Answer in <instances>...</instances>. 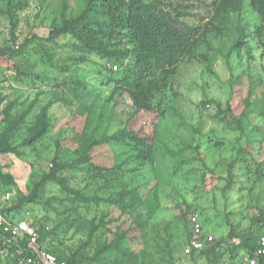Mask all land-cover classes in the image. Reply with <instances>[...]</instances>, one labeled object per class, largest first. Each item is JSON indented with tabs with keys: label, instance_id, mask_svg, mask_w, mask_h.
Listing matches in <instances>:
<instances>
[{
	"label": "rangeland",
	"instance_id": "374dc122",
	"mask_svg": "<svg viewBox=\"0 0 264 264\" xmlns=\"http://www.w3.org/2000/svg\"><path fill=\"white\" fill-rule=\"evenodd\" d=\"M145 1L179 6L200 29L169 73L155 111L137 109L116 82L132 57L74 54L63 37L45 41L53 22L75 17L86 0H0V134L32 104L9 133L12 145L29 136L47 104L51 120L47 136L19 147L20 154L0 150L1 208H12L15 221L41 227L63 257L79 252L86 258L81 264H207L202 252L183 251L193 211L218 239L231 229L264 231L260 13L250 0ZM20 2L26 6L16 12L15 25L7 12ZM103 8L99 4L95 16ZM114 37L115 48L132 46L123 31ZM45 51L53 64L45 63ZM17 69L52 77L62 88L17 76ZM122 127L157 138L155 164L134 170L123 148L104 144L91 151L97 169L55 170V161L78 158L90 137ZM54 172L59 181L50 179ZM110 196L115 203L103 200ZM112 243L120 247H107ZM0 264H7L3 254Z\"/></svg>",
	"mask_w": 264,
	"mask_h": 264
},
{
	"label": "trees",
	"instance_id": "16d2710c",
	"mask_svg": "<svg viewBox=\"0 0 264 264\" xmlns=\"http://www.w3.org/2000/svg\"><path fill=\"white\" fill-rule=\"evenodd\" d=\"M250 1L260 13L264 24V0ZM99 4L104 8L99 12V15L95 16ZM25 6L26 3L20 2L15 6H10L8 9L7 13L15 25L16 21H18L16 12L24 9ZM187 13L181 10L179 6L173 4L169 6L162 1L86 0L83 10L75 17L63 19L61 22L54 21L50 26L48 35L45 37V41L54 42L63 37L74 54H93L108 59H116V61L132 57L133 63L125 67L124 74L121 78H117L116 82L130 94L137 109L155 111L160 110L159 99L162 92L168 87V75L175 66L177 59L184 54L191 40L195 39L200 33L199 27L191 25L185 20V17L190 15ZM120 31H123L124 36H127L132 44L131 47H127L124 50L115 48L114 36L116 32ZM236 47L237 44H234L229 49L227 58ZM46 55L47 58H45ZM43 59H45V63L53 64L52 55L47 52L43 55ZM17 70V76L45 79L55 89L62 88L61 82L56 83L58 80L52 77L43 78L37 74L23 72L21 69ZM66 70H71V66H67ZM70 78L76 85L84 86L83 82L75 78V76L70 75ZM57 100L66 101L65 98L61 97L57 98ZM33 107V104L30 105L12 123V127H8L0 134L1 151L20 154L19 147L33 145L47 136L51 128V120L48 113L50 104L43 106L38 115L37 123L31 128L27 138L17 145H12L9 141L11 135L9 133L17 127L20 121H24ZM15 123L17 124L15 125ZM104 144L123 148L125 150L123 155L126 157L124 162L133 163L134 170H140L144 166L155 164L157 138L155 136L140 135L135 130L122 127L111 133L106 131L101 137L96 139L90 137L78 158L71 162L59 163L55 161L57 167L55 170L57 171L59 168H71L75 171L81 169L93 171L97 169L98 166L91 162V151L94 146ZM49 177L52 180L59 181L56 172ZM38 185L36 184L34 195H36ZM123 194L121 192V197ZM81 198L90 200L85 195H81ZM114 198L112 196L105 199L94 197L92 200L103 199L105 202L115 203L117 198ZM120 199L123 200L124 198ZM10 209L1 208L0 202V211L4 215L10 216V213H8ZM189 218V235L186 245L193 235ZM37 228L41 235L40 240L47 243L48 239L44 230L41 227ZM203 229L205 231L204 223ZM92 234L93 230L91 236ZM262 235H264V231L258 234L255 230L250 229L245 234H237L235 230L231 229L227 237L218 239L215 236L213 242L206 244L198 252H192L189 256L202 252L207 258V264H222L227 260L238 264L242 255H254L259 247L258 242ZM9 237V234L0 231V250L3 248L8 249L7 264H18L19 257L31 251L28 247V236H19L18 240H12V242H8ZM47 245L58 259L65 261L67 264H81L86 260L84 256H80L79 252H76L70 258L63 257L62 252H59L56 247H52L50 243H47ZM107 247L119 248L120 245L112 243ZM0 255L2 254L0 253ZM260 261L263 263L264 257H261Z\"/></svg>",
	"mask_w": 264,
	"mask_h": 264
},
{
	"label": "built area",
	"instance_id": "2783aa9c",
	"mask_svg": "<svg viewBox=\"0 0 264 264\" xmlns=\"http://www.w3.org/2000/svg\"><path fill=\"white\" fill-rule=\"evenodd\" d=\"M189 224L193 235L183 249L185 255L200 251L215 239L213 234L204 231L201 216L197 211L190 214ZM0 231L9 234L8 242L18 240L19 236H28V247L31 251L19 257L18 264H67L50 251L46 242L40 240V232L32 223L15 221L0 211ZM258 245L254 255H242L238 264H264L260 261V258L264 257V235L260 237ZM0 253L7 256L9 251L3 248ZM222 264H234V262L227 260Z\"/></svg>",
	"mask_w": 264,
	"mask_h": 264
}]
</instances>
